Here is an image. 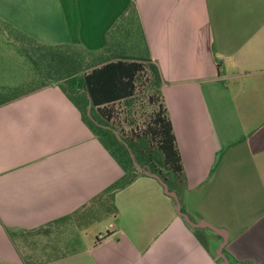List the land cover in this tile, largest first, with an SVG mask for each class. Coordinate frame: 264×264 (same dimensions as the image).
<instances>
[{
  "label": "crops",
  "instance_id": "crops-1",
  "mask_svg": "<svg viewBox=\"0 0 264 264\" xmlns=\"http://www.w3.org/2000/svg\"><path fill=\"white\" fill-rule=\"evenodd\" d=\"M131 2L181 157L175 192L197 225L138 171L108 194L113 211H87L123 170L49 84L0 103V264H220L224 237L207 225L225 232L222 252L264 264V0H0V21L98 51Z\"/></svg>",
  "mask_w": 264,
  "mask_h": 264
},
{
  "label": "rangeland",
  "instance_id": "rangeland-1",
  "mask_svg": "<svg viewBox=\"0 0 264 264\" xmlns=\"http://www.w3.org/2000/svg\"><path fill=\"white\" fill-rule=\"evenodd\" d=\"M141 39L136 17L127 14L111 34L108 51L93 55L76 46L70 48L69 52L81 60L78 66L79 70L75 73L82 75L81 69H89L115 57L145 59L146 57L141 56V51L138 49ZM29 46L32 49L27 48ZM27 51L35 53L37 59H41L39 56L44 53L43 50L36 49L29 38L0 21V103L43 87L48 81L51 84H58L56 78L62 76L69 68V61L54 62V60H50V54L45 57L46 59L43 58L45 61L43 66H36L27 56ZM39 67L44 68L38 69ZM65 83L69 93L79 101L87 118L92 117L99 124L108 125L124 142L136 170L137 166L149 170L148 164H151L168 177L169 183H166L170 188L181 185L176 181L175 176L173 177L170 172L166 171L156 140L147 134V127L158 104V98L148 70L138 76L133 96L109 105L112 114L109 121L100 116L95 108H87L83 92L77 91V85L72 78L67 79ZM150 96L153 97V101L149 99ZM87 208V211L91 212L98 209L110 210L109 198L102 196L94 200ZM95 224L96 222L93 223V228Z\"/></svg>",
  "mask_w": 264,
  "mask_h": 264
},
{
  "label": "trees",
  "instance_id": "trees-1",
  "mask_svg": "<svg viewBox=\"0 0 264 264\" xmlns=\"http://www.w3.org/2000/svg\"><path fill=\"white\" fill-rule=\"evenodd\" d=\"M127 14L134 15L137 20L134 2H131L127 11L119 17L113 28L108 31L107 43L103 49L98 51H89L84 49L82 46L73 43L60 45H44L38 43L33 38L27 36L21 31L13 28L8 23L1 21L4 24L12 27L17 32L22 33L24 36L29 38L31 42H33L36 46V49L44 51V53L39 56L41 57V59L35 58V53L27 51V56H29L32 63L36 66H43L42 64L43 62H45L43 61V58H45L47 55L49 56V54L51 55L50 60H54V62L57 61L58 63L60 62V60L69 61V68L66 69V72L63 73L62 76L56 78V81L59 82L58 85L61 86L65 90V92H67V94H69L79 104L87 123L89 124L95 135L103 142L109 153L117 160L123 170L122 176L117 181L112 183L105 191H103V194L101 196L107 197L116 189H119L131 182L133 178L138 174V172L133 162L131 161L127 147L125 146L124 142L117 137L115 132L110 127H108V125L99 124L98 122L93 120L92 117L87 118L79 101H77L67 90V84L65 82L69 78H72L74 83L77 85V91L83 92L87 108H95L100 116L109 121L112 118L111 111L109 110V105L119 100L133 96L136 89V80L138 76L142 72L148 70L151 76L152 85L155 88V94L158 98V104L157 109L153 112L151 121L147 127V134L152 139L156 140L157 148L162 154V164L165 167L166 171L170 172L173 177L175 176L178 183H180L181 185L184 183L181 157L176 145V139L172 130V124L168 118L167 111L163 102V97L160 91L161 76L159 74L157 66L153 64L149 58L136 59L115 57L103 61L98 65L92 66L89 69H81L82 75H78L77 73H75V71L77 72L79 70L78 66L81 60L78 56H75L72 52H69L70 48L76 46L87 53H92L93 55L102 54L103 52L108 51V44L111 34ZM30 47L31 46L27 48ZM42 68L44 67H39L38 69ZM49 84L51 83L48 81V83L45 85ZM152 96L149 97L151 101H153ZM148 165L149 170L152 173L158 174L165 182L169 183L168 177L163 175L160 170H157L151 164ZM169 189H172L178 193V189L170 187ZM111 210L113 211V207H111L109 211ZM192 230L195 235H197V237L201 240V242H203V244L206 246L207 243L201 231L197 228H192ZM223 252L229 259L230 264H252L235 259L225 249L223 250Z\"/></svg>",
  "mask_w": 264,
  "mask_h": 264
},
{
  "label": "water",
  "instance_id": "water-1",
  "mask_svg": "<svg viewBox=\"0 0 264 264\" xmlns=\"http://www.w3.org/2000/svg\"><path fill=\"white\" fill-rule=\"evenodd\" d=\"M137 171L155 177L160 182V184L162 185V187L164 189V192L174 198V200L176 202L177 213L179 215H182L189 224H191L193 226L197 225V224L193 223L189 219V217L181 211V205H180V202H179V199H178V196H177L176 192L171 190V189H169L167 183L158 174L152 173L150 170H144V169H142L141 167H138V166H137ZM199 225L203 226V225H207V224L202 222ZM207 226L212 228L214 231L219 232V233H221L223 235L224 240L222 241L220 247L217 249V253H218L219 257L221 258L220 264H229L227 258L225 257V255L222 252V247L225 245V242H226L225 232L213 227L212 225H207Z\"/></svg>",
  "mask_w": 264,
  "mask_h": 264
}]
</instances>
